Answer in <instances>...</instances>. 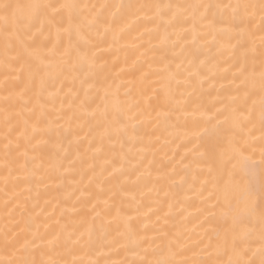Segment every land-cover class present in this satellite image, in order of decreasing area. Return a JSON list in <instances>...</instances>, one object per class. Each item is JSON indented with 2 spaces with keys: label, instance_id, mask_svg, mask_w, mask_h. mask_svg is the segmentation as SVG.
<instances>
[{
  "label": "snow or ice",
  "instance_id": "obj_1",
  "mask_svg": "<svg viewBox=\"0 0 264 264\" xmlns=\"http://www.w3.org/2000/svg\"><path fill=\"white\" fill-rule=\"evenodd\" d=\"M0 76V182L19 189L4 202L16 200L0 264H264V0H0ZM153 121L162 141L140 131ZM84 140L87 156L68 159ZM130 154L132 183L145 182L139 199L116 204L110 187L89 206L81 188L67 210L79 219L52 221L59 197L52 212L31 214L34 184L39 197L79 163L89 185L103 177V193Z\"/></svg>",
  "mask_w": 264,
  "mask_h": 264
},
{
  "label": "bare ground",
  "instance_id": "obj_2",
  "mask_svg": "<svg viewBox=\"0 0 264 264\" xmlns=\"http://www.w3.org/2000/svg\"><path fill=\"white\" fill-rule=\"evenodd\" d=\"M21 2H23V0H21ZM164 2H169V0H164ZM171 2L173 3H183L185 2V0H171ZM123 43V41H122ZM215 51V50H213ZM115 54V53H113ZM120 58H121V62L119 64H117V68H119L121 66V64L123 63V57H124V53L123 51H121L119 53ZM108 59H111V56H108ZM131 59L132 57L130 56L128 63L131 64ZM223 67V65H222ZM139 72H135L133 75H129V74H125L123 76V79L127 80V79H131L134 78L135 76H138ZM3 77L0 76V79H2ZM212 83V81H209L208 83L204 84L203 86V96H202V102L204 105L206 106H211L212 101H213V97L216 96V91L215 88L210 89L209 85ZM221 83H226V81H223L219 78L216 79L215 84L217 87L220 86ZM70 85H66L65 87L67 88ZM96 89L93 88L91 90L92 93H95ZM150 91V89H149ZM121 92H123V89H121ZM83 91L80 92V95L83 96ZM0 95H3V93H0ZM65 103H67V101H65ZM96 103H100V99L97 96L95 99V102L92 104V107L96 106ZM59 105V100H57V106ZM219 105H217L218 107ZM188 111H192V105H189ZM191 119H195V117H190ZM155 122L153 121L152 123L144 126L141 128V133L142 134H150L153 137L156 135H160L161 136V141L164 139L165 133L163 131V126H161L160 128H153V124ZM200 126L202 125V122L200 124ZM200 129L199 127H191L190 131L192 132H198ZM87 131V126L85 127L84 130H77L78 134L80 136H84L85 132ZM72 139L71 134H69L67 136V138L63 141L64 146L67 147L68 146V141ZM160 145L157 144L156 147H159ZM0 147H2V145H0ZM93 147H95V145H93ZM137 147H139V145H137ZM175 145H170L169 146V151H168V155L171 156L172 152H171V148H174ZM88 148V142L87 140H84L82 144L79 145V147L77 148L76 145H72V147L70 148V153L71 155H69L68 159H72L75 156L76 151H80L82 154H85V156H87V154L85 153V149ZM107 150V149H106ZM117 150H118V146H117ZM43 153L45 154V156L49 153V148L45 147L43 150ZM125 151H127V146L125 148ZM183 152V149H180L179 152L177 153V159H179V155L180 153ZM163 155V152H158L157 153V159L160 158V156ZM104 159L103 154H101L100 156H98L95 160V164H96V172L97 174L100 173V164L102 163ZM89 163H91L92 161H88ZM146 162V161H145ZM135 163V159H131V154H130V162L125 164L124 170H123V174L122 175H118L116 177V179L112 180V181H108L106 183H104L102 185V187L104 188V192L103 193H99V190L96 188V183L99 182V179H102L103 177H100L96 183H93L92 185L88 184V177L92 175L91 172H87L86 171V164L85 165H81L79 163H77L75 165V171L72 172H67L64 175V179H63V184L61 186H59L56 189L53 188H49L47 191H45L43 188L40 189V195L39 197H37L36 195V191H35V184L33 185V191L31 193V196L33 197L32 200H30L28 202V207L31 210V214L33 216H35L37 213H40L41 207H43L45 209V212H52L53 208L52 205L56 204L57 201L55 199H53V197H59V206L56 207L55 209V216L52 217V221H55L56 219H60V223L61 224H65L68 223L70 219H79V216H75L72 215L70 216L68 213V209H70L73 206V201L76 199V196H80V191L79 189L83 188L85 190V196H87L88 193L92 194V200H88V205L90 206V204L96 199L97 195L99 194V198L100 200H104L107 199L111 193L108 191V189L110 187H112L113 192H115V197H114V202L116 204H120L122 201L126 204L130 198L132 194H135L137 196V199L140 198V192L141 190H143V185H144V181H141L139 185L133 184L132 181H134L136 179L135 173L132 172V165ZM65 167L68 166V161L65 160L64 161ZM119 166V162L117 161V167ZM85 169L86 174L83 177V180L81 181V169ZM63 171V169H62ZM108 171H111V168H108ZM104 175H107V172L104 173ZM175 180H177V182L179 181V176L174 177ZM75 182H80V183H75ZM122 186L120 188L117 187H113V186ZM23 187V186H21ZM185 188L187 187V185L184 186ZM73 190H75V195L71 196V198L66 199V195L70 192H72ZM16 191H19L18 188H13L12 184L10 183L7 188H5V186L3 185L2 182H0V228L3 227L4 223H5V219H6V214L8 211V208H11L13 206V204L16 203V200H13L11 204L8 205V208L4 207V202L6 199H9L12 194ZM173 191H176L179 193V195L182 197L184 195V191L183 189L177 187L175 189H173ZM29 193L28 192H24L23 196H28ZM189 195H191V193H189ZM23 196L19 197V199L21 201H23ZM151 198L150 197H145L144 203L148 204L149 200ZM51 200L52 203L51 204H45L46 201ZM39 205V207H33L34 204ZM77 207H80V205H77ZM195 208H196V202L195 201H191L189 203V205H186V212L184 213V215H187L188 213H192V216L190 217V222L187 224V227H192L196 222H197V218L195 217ZM63 211V214L61 212V210ZM18 211V210H17ZM115 213V209H113V214ZM84 212H81L80 215H84ZM131 214V213H129ZM90 215V214H89ZM18 218V217H17ZM155 217H153L154 219ZM177 220L179 219V217L176 218ZM36 223L41 225V231H43V225L46 223H49V221L47 219H45V215L44 214H40L38 216V218L36 219ZM106 251V249H105ZM115 258V257H114Z\"/></svg>",
  "mask_w": 264,
  "mask_h": 264
}]
</instances>
